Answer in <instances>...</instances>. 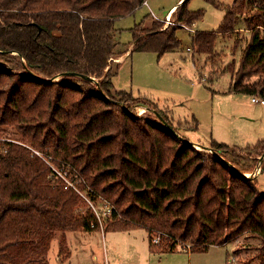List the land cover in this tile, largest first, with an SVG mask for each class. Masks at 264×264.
Masks as SVG:
<instances>
[{
	"label": "trees",
	"instance_id": "16d2710c",
	"mask_svg": "<svg viewBox=\"0 0 264 264\" xmlns=\"http://www.w3.org/2000/svg\"><path fill=\"white\" fill-rule=\"evenodd\" d=\"M145 1L0 0V127H14L23 141L69 162L125 219L110 231H164L190 243L191 252L248 233L261 241L263 252L264 192L245 173L256 170L264 141L237 148L211 140L202 146L213 152L200 151L153 113H133L138 104H150L182 136V122L164 107L113 86L119 65L113 59L129 50L128 57L170 54L180 47L182 25L204 16L202 9H189L190 0L175 8L173 24L163 29L156 20L146 26L147 14L130 30L125 47L115 23ZM202 1L225 11L216 31L190 33L191 48L212 55L217 36L236 29L243 3ZM250 9V37L230 89L264 100V0H251ZM48 175L49 167L26 148L0 141V264H47L54 236L95 229L91 214L74 216L75 194L51 186Z\"/></svg>",
	"mask_w": 264,
	"mask_h": 264
},
{
	"label": "rangeland",
	"instance_id": "374dc122",
	"mask_svg": "<svg viewBox=\"0 0 264 264\" xmlns=\"http://www.w3.org/2000/svg\"><path fill=\"white\" fill-rule=\"evenodd\" d=\"M175 1L147 0L148 5L142 6L133 16L118 20L115 25L121 30L120 42L125 47L131 43L130 30L139 24L145 15L151 16H148L145 22L146 26H150L154 21L152 13L159 20H164L166 10ZM217 1L223 5H231L234 0ZM240 1L243 3V7L239 17H237L236 29L231 33L219 34L214 44L213 54L205 55L197 53L195 49H192V52H186V47H191L192 33L187 32L185 27L195 29V31H216L225 11L202 0H190L188 7L194 10H204V16L195 26L182 25L183 29L178 31V37L181 40L180 47L160 58L157 54L148 52H135L128 57L129 50L122 61L118 62L117 58L113 59L112 61L119 63L115 69L116 75L112 78L114 88L130 93L133 97L145 98L147 102L156 104L158 108L164 107L175 121L182 122L184 129H181L180 133L190 139V142L196 143L195 141H198V143H202L201 145H207L211 140H214L230 147L244 148L264 141V105L252 102L253 96L251 95L233 92L229 88L233 76L231 72L237 68L241 51L250 37V31L246 30L245 22L254 13V10L250 9L251 0ZM191 54H194L195 57V71L192 67ZM192 80H195L196 83L192 84ZM250 80L255 81L257 77ZM255 97L260 99L258 95ZM147 106L154 109V106L150 104ZM141 108L143 111L138 112L137 109ZM133 111L137 116L141 114L146 116L148 112L152 113L146 110L143 104L135 106ZM145 111L148 112L143 115ZM148 116L153 118L152 114ZM5 140L23 146L30 152L31 157L40 159L47 165L34 151L39 152L43 158H45L44 154L50 155L51 152L40 151L23 141L20 133L14 127H0V141ZM200 151L206 152L205 149ZM53 158L58 163V159L54 155ZM258 159L260 160V156ZM260 169L261 166L259 172ZM74 170L82 180L81 184H78L82 190L81 195L74 189L64 188V190L73 192L77 197L74 216L79 218L91 214L93 218L90 223L91 226V224H95L92 206L99 208L101 198L96 199L97 193L90 189L85 179L75 168ZM68 176L72 179V176ZM53 179L48 175L51 186L61 185ZM257 182L259 190L264 192V173ZM117 214L119 213L117 212ZM107 220L108 222L104 224L107 231L103 236H100V233L94 234L95 240L90 247V257H88V261H84V264H93L91 258L93 253L96 255V252L100 253L98 260L100 264H111L112 262L116 264H148L142 259L145 258L144 254L149 251L150 242L153 243L152 239L158 236L160 241L158 244H152L153 246L165 251L169 244H176L175 250L178 249L180 252L172 255H159L162 257L160 263L157 262L158 255H156L157 257L151 255L149 264H172V260H174L173 264H186L188 251H181L179 247L181 244L190 243L170 238L166 232L156 229H150L148 232L145 229H134L129 232L114 233V231H110L112 229L110 226L122 223L125 219L119 214L108 217ZM98 230L100 227L95 226V229L84 232H96ZM66 233L63 238L56 235L51 239L47 252V264H66L70 249ZM246 234L247 236L241 240L240 237ZM72 242L75 246H79L75 239H72ZM232 242L237 243L234 252L230 255L229 264H264V251L260 252L261 241L259 239L245 233ZM232 248L231 245H228V248L209 247L205 252H193L192 264H217L221 259H224L226 252L231 251ZM79 260L82 261L80 258H75L73 264H78Z\"/></svg>",
	"mask_w": 264,
	"mask_h": 264
},
{
	"label": "crops",
	"instance_id": "0c3cea01",
	"mask_svg": "<svg viewBox=\"0 0 264 264\" xmlns=\"http://www.w3.org/2000/svg\"><path fill=\"white\" fill-rule=\"evenodd\" d=\"M182 2H183V0H176L174 3H172L169 6V8L166 10V12H165V16L167 15L165 18H169V17L171 18L172 13L175 10V8L178 5H180ZM147 5H148V3H147ZM189 9L194 11V9H191V8H189ZM196 24H197V22L194 24V26ZM194 31H195V29H194ZM187 32H188V30H187ZM191 33H192V35L194 34L193 32H191ZM188 51L189 52L190 51L192 52V48L191 47H186V52H188ZM191 60H192V67H193V69L195 71L196 70V67H195V62H194V60H195L194 54H191ZM202 81H204V80H202ZM191 83L192 84H195L196 82H195V80H192ZM229 88H230V86H229ZM188 140H190V139H188ZM195 142H196L195 144H199L200 146H202L201 145L202 143L200 144V143H198V141H195ZM237 148H239V147H237ZM261 175L262 174H259V172H255V176L254 177H256V180H258V178ZM105 231H107V230H104V231L98 230L96 232L95 231H93V232H84V231H74V232H71V231H69L68 233H66V239L68 241L67 243H68V245L70 247L69 252H68L69 253V257H68V260H67L66 264H73L75 258L82 259L81 262L79 260L80 263L78 262V264H81V263L84 264V261L85 262L88 261V257H90V247H91V244H93L94 243V240H95L94 234L95 233H100L101 234L100 236H103L105 234ZM123 232H127V231H114V233H123ZM246 236H247V234L244 235V236H242V237H240V239L242 240ZM70 238H71V240H70ZM96 238H98V235H96ZM72 239H75L78 242V245H79L78 247L74 245V243L72 242ZM236 243L237 242H231V243H226L223 246H210V247L216 248V249H223L224 247L228 248V245H231L233 247L231 251L228 250L226 252V255H225L224 259H221V261L218 262L217 264H229L230 263V259L229 258H230L231 253L234 252V249L236 247ZM156 247L157 246H150L149 251L146 252V254H144L145 258L142 259L143 262H146V263L149 264V258H150V256L151 255H155V256L158 255V258L159 259L157 260V262L160 263L161 260H162V257L159 256V255H161V254H164V255H166V254L172 255V254H176V253H179L180 252V251H178V249L177 250H173V251H169V250L162 251L158 247L156 249ZM193 254L194 253L191 252V251H188L187 252V262H186V264H192V256H193ZM177 255H180V254H177ZM86 256H87V258H86ZM99 259H100V253L99 252H96V255H95V253H93L92 258H91V260L93 261V264H100V263H98V260ZM167 259H169V258H167ZM173 261L174 260L171 261L172 264H173ZM111 264H116V263L115 262H112Z\"/></svg>",
	"mask_w": 264,
	"mask_h": 264
},
{
	"label": "built area",
	"instance_id": "2783aa9c",
	"mask_svg": "<svg viewBox=\"0 0 264 264\" xmlns=\"http://www.w3.org/2000/svg\"><path fill=\"white\" fill-rule=\"evenodd\" d=\"M144 6H147V2L145 1ZM152 17L154 18V20L159 21L161 23H163L162 28H165L167 25L173 24V22L171 21V18H164V20H159L156 15L154 13L151 14ZM167 16V15H166ZM165 16V17H166ZM186 30H188L189 32H193L194 30L190 29V28H186ZM189 50V49H188ZM252 102L255 103H260L261 105H264V100L263 99H258L257 97L253 96L251 98ZM34 153L36 155H38L46 164L47 166L50 168V176L54 178V180L58 181L62 188L64 189H68V190H72L74 189L76 192H78L81 195V189L80 187H78V184H81V178L79 176L76 175V172L74 170V168L71 166V164H69L68 162L64 161V160H60L58 159V163L55 162V159L53 158V156L50 154H44L45 158H43V156L41 154H39V152L34 151ZM72 176L70 179L69 176ZM68 177V178H67ZM88 188V187H87ZM91 191V190H90ZM92 192V191H91ZM97 198H101L100 201V207L99 208H94L92 206L93 209V214H95V224H91V227H100V230L103 231L105 230L104 228V224L106 222H108V217H113L115 215H119L117 214L116 209L114 208V206L109 203V201H107L106 199H103L102 196L96 194V199ZM113 220V218L111 219V221ZM160 241V237H154L152 239L153 244H158ZM182 251H190L191 250V245L190 244H181L179 247Z\"/></svg>",
	"mask_w": 264,
	"mask_h": 264
},
{
	"label": "water",
	"instance_id": "95a60500",
	"mask_svg": "<svg viewBox=\"0 0 264 264\" xmlns=\"http://www.w3.org/2000/svg\"><path fill=\"white\" fill-rule=\"evenodd\" d=\"M72 74H75V73H72ZM31 75L32 76H34L32 73H31ZM35 77V76H34ZM82 77H84L85 79H87L88 81H90V82H96V80L94 79V78H92V77H86V76H82ZM51 81V80H50ZM145 109L146 110H148V111H151L154 115H156L159 119H160V121L171 131V132H173L174 134H176L181 140H183L184 142H186V143H189V144H192L193 146H195V144L194 143H192V142H190L188 139H186V138H183L182 136H180V135H178V133L174 130V128L172 127V126H170V125H168L167 124V122L160 116V114L157 112V111H155V110H153V109H151V108H149V107H145ZM196 147V146H195ZM203 149H205V151L206 152H213L210 148H208V147H205V146H201ZM263 158H264V154L262 155V156H260V160H259V163H258V165H257V168L259 167L260 168V166H261V162H262V160H263ZM257 168H256V170H257ZM256 170H255V172H256ZM255 172H253V174H252V176L251 177H254L255 176Z\"/></svg>",
	"mask_w": 264,
	"mask_h": 264
},
{
	"label": "bare ground",
	"instance_id": "6f19581e",
	"mask_svg": "<svg viewBox=\"0 0 264 264\" xmlns=\"http://www.w3.org/2000/svg\"><path fill=\"white\" fill-rule=\"evenodd\" d=\"M170 18V17H169ZM168 19V18H167ZM123 57L124 56H120V57H118L116 60L118 61V62H120V61H122L123 60ZM138 110V112H142L143 111V109L141 108V109H137ZM196 146V148L198 149V150H204L201 146H199V145H195ZM256 172H259V168H257V170H256ZM245 176H247V177H251L252 176V173H245Z\"/></svg>",
	"mask_w": 264,
	"mask_h": 264
}]
</instances>
